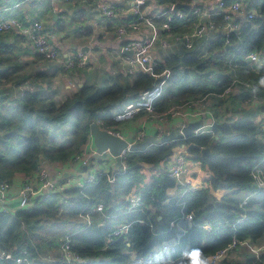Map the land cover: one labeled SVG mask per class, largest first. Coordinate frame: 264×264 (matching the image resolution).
<instances>
[{
    "label": "trees",
    "instance_id": "1",
    "mask_svg": "<svg viewBox=\"0 0 264 264\" xmlns=\"http://www.w3.org/2000/svg\"><path fill=\"white\" fill-rule=\"evenodd\" d=\"M26 1L0 0V7L12 8ZM154 2L168 6L192 4L195 0ZM244 6L246 10H254L256 16L237 35L232 33L227 43L222 35L210 41L203 56H194L191 48H183L156 61L132 81L125 75H111L101 86L77 87L59 103L51 95L31 90H24L17 99L0 97V182H9L14 174L31 175L41 160L59 164L72 161L81 154L91 123L110 129L118 124L110 114L113 104L138 97L155 83L162 82L160 94L152 105L158 115L209 96L214 111L219 110L221 99L230 98L240 105L253 97L263 99L264 69L254 68L245 58L250 53L264 57V0H253ZM180 11L189 13L190 9ZM212 20L216 25L223 23L220 18ZM3 63L0 58V65ZM13 69L0 70V78L8 76ZM228 87L230 93L219 97ZM213 130L216 138L208 134L191 135L130 153L125 161L126 170L115 172L112 183L105 175H96L95 183L83 189L68 187L38 197L26 208H14L10 213L0 211V252L9 251L15 256L23 250L28 258L40 264H48L49 260L52 264H67L60 255L59 245L69 235L70 249L79 258L70 264H132L174 243L177 245L172 247V254L177 257L170 264H193L197 260L195 255H190L193 249H200L207 258L226 247L232 237L261 243L264 189L254 187L250 174L251 161L264 153V144L256 138L261 131L257 132L256 124L248 119L228 123L215 120ZM182 146H190L187 159L197 162L206 176L201 178L203 188L188 191L182 197L185 202L182 211L192 214V220H179L176 227L170 228L169 221L180 216L181 206L172 197L176 183L167 178L165 164ZM205 147L210 148V154L200 153ZM92 162L88 166L79 165L80 170L86 172L101 163L100 159ZM193 178L199 177L195 174ZM131 193L140 195L143 206L129 211L125 197ZM244 197L248 201L242 205ZM98 203L102 211H91ZM85 212L90 213L88 226L78 218ZM135 219L143 223L133 225L126 239L112 238L107 243V234L115 225ZM204 224L210 228L204 229ZM182 241L188 242L187 254L180 248ZM236 252L239 255L216 264L264 262L263 257L257 259L244 248ZM167 257L164 253L159 260ZM0 264L14 262L0 259Z\"/></svg>",
    "mask_w": 264,
    "mask_h": 264
},
{
    "label": "built area",
    "instance_id": "2",
    "mask_svg": "<svg viewBox=\"0 0 264 264\" xmlns=\"http://www.w3.org/2000/svg\"><path fill=\"white\" fill-rule=\"evenodd\" d=\"M125 3L117 6H112L105 3L97 4V11L99 17L103 22H108L111 20H117L120 16L125 15L128 17L127 20H122L121 23L117 24L112 28V34L115 38L121 39L129 36L133 33L139 31L141 24L151 25L155 20H159V35L146 36L139 39H130L125 42L121 51L124 53L122 60L130 65L139 64L148 70L155 63L151 59V49L154 43H158L159 47L167 49L173 46L175 43L181 42L184 48L190 49L195 41L200 40L205 32L208 30H214L221 27L223 32V37L225 38V43L228 42V37L234 33L238 34L239 31L247 24L249 21L256 16L254 10H246L243 14L242 5L239 1L233 0L231 2H226V0H214L215 9L212 12L203 10L200 7L199 0H195L194 3L197 5L190 9L189 13H183L178 10L175 14L172 13V5L167 6L166 9L156 12L154 14H146L144 11L145 6L150 0H124ZM19 4H14L12 8H16ZM10 7H0V13L8 12ZM242 15V16H241ZM206 17V21H202L201 18ZM212 18H220L222 20V25H216ZM191 22L192 27L188 31L179 33L177 29L179 25L186 28ZM5 33H17L23 36L35 49V52L43 60H58L60 59V65L64 69H73L75 67L84 68L88 65V60L83 53V51H76L67 53L64 58L60 57V53L56 50L54 46L51 45L49 41V32L45 29L43 23L38 19H33L28 22H21L16 16L9 15L5 17H0V34ZM130 52V53H128ZM245 61L257 68L256 65H264V57H259L254 53H250L246 56ZM258 69V68H257ZM235 83L233 80L231 86ZM244 86L248 87L249 84L242 83ZM161 83H155L149 89L144 90L138 97L131 99L126 102L122 107H120L116 112L111 114L112 120L116 123L133 118L137 114L144 113L147 120H155L160 123L157 129L156 137L159 138L163 134H167V131L162 127V123L167 121L169 116H181L183 121L181 122L180 128H184L188 120L197 119L199 121V126L191 131L192 136L208 134L216 138L214 135L213 126L215 123V115L211 109H208V103L203 102V104L198 105L189 113H181L178 111V107L171 109L168 113H163L158 115L153 110V102L159 96L161 91ZM231 91L228 87L219 97H225ZM205 99V98H203ZM202 99V100H203ZM200 100L199 102H201ZM252 102H258L264 112V98L258 99L253 97L252 99L244 100L241 106H248ZM208 119L209 124H203V121ZM181 129V130H182ZM181 130L179 133H181ZM261 142L264 144V124L260 130ZM111 132V131H110ZM113 133V132H112ZM116 134V133H114ZM118 136V134H116ZM190 135V136H191ZM120 137V136H119ZM145 139L142 130L137 133L136 137L132 141H127V145L119 153L120 165L118 169L112 172H107L104 170H96L95 172L88 173L84 178L76 180L70 187H76L83 189L88 184H94L96 180V175H105L109 183L114 181L115 172H124L126 170V159L129 154L132 153L129 150V146L135 142H140ZM186 138H182L184 140ZM84 150L82 153L74 159L78 161V165L86 166L88 159L93 157L95 154V149L92 144V137L88 136L86 143L83 146ZM186 146H182L170 160L165 164V174L168 179L174 180L176 183V189L172 197L178 199L177 205L181 206L180 216L173 218L169 221V227H176L179 220H186L190 222L192 220V214L184 213L182 211L185 202L182 200L183 195L186 192H193L204 187V183L199 180V178H193V174L190 173L187 168V150ZM103 153L102 155H107ZM101 155V156H102ZM100 156V157H101ZM110 156V155H109ZM111 157V156H110ZM113 159V157H111ZM114 160V159H113ZM44 160H41L34 171L35 177L30 178L29 176L25 178L22 185L20 186L17 193V202L15 208H26L33 203V201L38 197H46L49 193L61 192L68 188L62 182H55L53 179L49 178L48 172L44 168ZM250 174L252 177V183L256 189H264V153L259 158H255L251 161ZM39 180L40 185L36 184ZM61 181V180H60ZM9 184L7 182H0V210L7 211V191ZM45 188V191H42ZM171 197V198H172ZM128 202V210H136L143 206L140 195L138 194H128L125 197ZM248 201V197H244L241 204L244 205ZM62 203L65 205L66 201L63 200ZM91 211L101 212L102 205L95 204ZM78 218L83 225L88 226L91 222L90 213H80ZM241 220V219H239ZM136 223H143L141 220H132L129 222H124L115 225L110 232L107 234V243L111 241L112 238H124L126 239L131 227ZM204 229H209L210 225L204 224L202 226ZM151 228V225H150ZM67 235L64 237L59 245L60 255L63 257L67 264L78 262V256L71 251L70 241ZM107 243L105 247H107ZM244 248L246 251L250 252L255 258H264V243L252 244L248 240L238 241L232 237L230 243L211 254L207 257L209 264H216L219 261L234 256L238 248ZM170 246L164 245L157 252L138 262L132 264H144V262L153 260L155 257L163 255L169 251ZM0 259L8 260L14 262V264H40L35 262L33 259L28 258L25 255V251H20L18 255H13L11 252H0ZM170 260L167 259V262ZM161 263V262H160ZM48 264H52L49 260ZM159 264V263H152ZM264 264V262H263Z\"/></svg>",
    "mask_w": 264,
    "mask_h": 264
},
{
    "label": "crops",
    "instance_id": "3",
    "mask_svg": "<svg viewBox=\"0 0 264 264\" xmlns=\"http://www.w3.org/2000/svg\"><path fill=\"white\" fill-rule=\"evenodd\" d=\"M35 1V3H31ZM240 1V0H239ZM105 3L112 6L124 4V0H28L20 3L16 8H11L8 12L0 13V17L9 15L16 16L21 22H28L33 19L40 20L45 29L49 32V41L52 46L60 53V57L64 58L67 53L83 51L85 54L88 65L84 68L75 67L73 69H64L60 65V59L58 60H43L35 52L34 47L21 35L17 33H5L0 34V46H3L1 50L3 53H13L16 51L14 59L16 63H7L0 66V70H8L15 67L16 70L12 74L19 75V80H12L0 87V95L9 99H17L20 97L24 90H31L43 95H51L56 103L61 102L67 96L72 94L77 87L82 85H95L101 86L103 81L111 75L121 74L125 75L129 81H132L136 74L139 72H146L144 67L139 64L130 65L122 60L124 53L121 49L125 42L130 39H139L146 36L159 35V20H155L151 25L141 24L139 31L126 36L121 39H117L112 34V28L121 23L122 20H127L125 15L120 16L117 20H111L103 22L97 11V4ZM200 7L208 12H212L216 5L214 0H199ZM242 5V14L246 11V8ZM165 5H158L154 0H150L144 8L146 14H154L156 12L166 9ZM242 16V15H241ZM202 21H206V17L201 18ZM191 22L186 28L179 25L177 32L183 33L191 28ZM89 33V35L84 33ZM223 30L218 27L214 30H208L204 36L195 41L191 47V50L195 49L197 56H203L208 43L218 36L223 35ZM6 38H11L8 41ZM184 46L181 42L175 43L170 48L164 49L159 47L158 43H154L151 49V59L156 61H162L168 55L179 53L183 50ZM258 69L263 70L264 65H256ZM255 68V66H254ZM2 81L3 78H0ZM130 100H122L113 104L110 109V114L116 112L126 102ZM207 102L208 109L211 108L213 103L212 98L205 97L201 102L196 101L178 107V111L181 113H189L198 105ZM247 115L238 117L234 116L229 121H222L224 123L231 122L235 119H248L256 124L259 132L262 127V120L264 119V112L258 102H252L248 105ZM214 115L219 117V110H213ZM254 119V120H253ZM131 120V121H130ZM257 120H259L257 125ZM183 119L181 116H169L167 121L162 123V127L167 134L174 132L178 134L182 129L180 128ZM192 122H199L197 119L188 120L187 125ZM200 124V123H199ZM186 125V126H187ZM160 123L155 120H147L144 113H139L133 118L119 122L112 126L108 131L118 134L122 139L126 141H132L137 133L141 130L146 137L157 135V127ZM185 126V127H186ZM260 129V130H259ZM256 138L261 143L260 134H257ZM84 148H82V151ZM82 153V152H81ZM100 164H95L92 168L86 172L80 170L78 161L76 163H49L43 164L44 168L48 172L49 178L55 182H62L70 187L76 180L84 178L88 173L95 172L96 170H104L112 172L115 170V161L107 154L100 157ZM93 163V162H92ZM187 168L190 173L197 174L199 164L187 160ZM63 175H66L64 177ZM28 177V176H26ZM22 175H16L9 182V188L7 191V205L6 209L9 213L16 207L17 193L26 178ZM30 178L35 177L33 172L29 175ZM61 180V181H60ZM199 180H201L199 178ZM4 182V181H3ZM36 184L40 185L39 180ZM42 191H45L43 188ZM174 190L172 191V195ZM1 211V210H0ZM264 243L263 240H261ZM180 248L182 251L187 252L188 242L182 241ZM160 255L153 260H149V263L163 262L159 258ZM169 257H167L168 259ZM166 260V259H165Z\"/></svg>",
    "mask_w": 264,
    "mask_h": 264
},
{
    "label": "water",
    "instance_id": "4",
    "mask_svg": "<svg viewBox=\"0 0 264 264\" xmlns=\"http://www.w3.org/2000/svg\"><path fill=\"white\" fill-rule=\"evenodd\" d=\"M197 5L194 4H185V3H174L172 5V13L175 14L180 9H192ZM130 53V52H128ZM209 120L206 119L203 121V124H209ZM215 125V123H214ZM199 126V122L189 123L186 127L181 130V133L175 134L173 131L169 134H163L161 137L157 138L155 136L146 137L143 141L135 142L129 146V150L131 152H140L144 151L149 146L153 145H161L164 143H168L170 141L179 140L182 138H187L191 135V131ZM89 134L92 137V144L95 149V154L93 157L88 159V166L93 160L100 159V156L103 153H106L113 157L115 161V169H118L120 165L119 153L120 151L126 147L127 141L117 136L116 134L99 127L96 123H91L89 126ZM190 146L186 148L187 152L189 151ZM201 154H210V148L205 147L200 150ZM142 165L149 167L150 165H146L141 163ZM66 177V175H63Z\"/></svg>",
    "mask_w": 264,
    "mask_h": 264
},
{
    "label": "rangeland",
    "instance_id": "5",
    "mask_svg": "<svg viewBox=\"0 0 264 264\" xmlns=\"http://www.w3.org/2000/svg\"><path fill=\"white\" fill-rule=\"evenodd\" d=\"M237 1H239V0H237ZM251 1H253V0H240L239 2L241 4H243V5H245L246 3H251ZM9 39H11V38H6L7 41ZM13 52H14V54L16 53L15 50H13ZM192 53H193L194 56L197 54L196 51H195V49L192 50ZM14 54L12 52L11 53H3V54H1L0 55V58H2L4 60V63L3 64H7V63H11V62L12 63H16L14 59L9 60V58H11V57L14 58V56H15ZM2 65H0V66H2ZM15 67H13L14 68L13 71L16 70L17 67L16 68ZM13 71H11V73L8 76H6L5 78H3L2 81L0 80V87L3 84H5V83H7L9 81L19 80V75L12 74ZM2 88H3V86H2ZM0 97H3V96L0 95ZM185 105H187V104H185ZM246 107L247 106H241L239 103H235L234 101H231L230 98H228V99H221V100H219V112H218L219 117H217V120H218V122L222 123V121H224V122L225 121H229L230 120V117H231V119H233L234 116H231V115H237L238 117L245 116V115H247V112H245L247 110ZM258 122H259V120H257V125H258ZM68 163H76V162L73 159L72 161H70ZM196 175L200 179L203 176H206V174L203 171H201V170H199ZM15 176H16V174L12 175L11 179L13 177H15ZM176 245H177L176 243H174L172 245H169L170 246V249H169V251H167V256L169 257L168 260H170V261L167 262V259H166V260H164L163 262H161L159 264H162V263H164V264H170L171 262H173L175 260V258L177 256H173V254H172V252H173L172 247H174ZM185 254H187V252ZM235 255H239V254L236 252L234 254V256H232V257H235Z\"/></svg>",
    "mask_w": 264,
    "mask_h": 264
},
{
    "label": "clouds",
    "instance_id": "6",
    "mask_svg": "<svg viewBox=\"0 0 264 264\" xmlns=\"http://www.w3.org/2000/svg\"><path fill=\"white\" fill-rule=\"evenodd\" d=\"M190 255H195L197 257V260H195L193 264H209V260L203 256L200 249L191 250Z\"/></svg>",
    "mask_w": 264,
    "mask_h": 264
},
{
    "label": "bare ground",
    "instance_id": "7",
    "mask_svg": "<svg viewBox=\"0 0 264 264\" xmlns=\"http://www.w3.org/2000/svg\"><path fill=\"white\" fill-rule=\"evenodd\" d=\"M68 70H70V69H68Z\"/></svg>",
    "mask_w": 264,
    "mask_h": 264
}]
</instances>
